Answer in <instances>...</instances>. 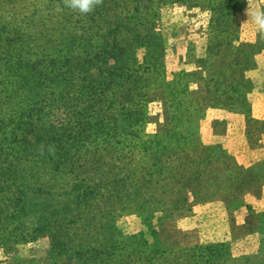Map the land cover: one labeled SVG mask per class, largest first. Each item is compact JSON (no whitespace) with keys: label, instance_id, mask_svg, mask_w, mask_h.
<instances>
[{"label":"trees","instance_id":"1","mask_svg":"<svg viewBox=\"0 0 264 264\" xmlns=\"http://www.w3.org/2000/svg\"><path fill=\"white\" fill-rule=\"evenodd\" d=\"M136 13L101 27L88 25L80 38L65 29L40 57L25 52L32 48L30 35L25 38L32 23L22 22L18 11L7 17L8 27L0 26V247L47 234L56 254L73 242L63 241L64 225L75 220L93 226L100 204L122 191L135 212L168 213L164 204L143 196L154 178L165 183L164 189L181 177L179 155L203 146L195 132L204 115L190 101L191 75L175 73L167 80L157 12L144 13L149 21L135 20ZM153 91H161L168 104L166 135L145 132ZM181 103L188 105L183 113ZM183 125L185 135L177 132ZM221 188L203 187L207 195ZM151 234V244L141 233L131 237L130 264H264V211L253 233L260 247L246 256L232 254L234 243L164 250L155 229ZM77 248V260L85 259L84 264L123 259L115 262L103 245Z\"/></svg>","mask_w":264,"mask_h":264},{"label":"rangeland","instance_id":"2","mask_svg":"<svg viewBox=\"0 0 264 264\" xmlns=\"http://www.w3.org/2000/svg\"><path fill=\"white\" fill-rule=\"evenodd\" d=\"M260 8H264V0H102L85 15L68 8L65 0H0V26L8 27L7 17L18 11L22 22L32 23L25 28L32 48L25 52L39 57L43 48L59 42L65 29L80 38L86 35L88 25L101 27V22L130 17L135 11V20L149 21L144 13L156 11L154 20L164 48L167 80L175 73L191 75L190 101L204 115L195 132L203 146L179 155L181 177L164 189L160 187L165 183L154 178L143 196L164 204L168 213L135 212L122 191L117 199L100 204L102 213L97 214L93 226L75 220L64 225L63 241H73L67 248L52 254L50 237L42 234L28 243L0 247V264H84L85 259L78 261L73 248L82 252V246L88 245L109 247L115 262L122 257L119 264H130L131 237L141 233L151 244L152 229L164 250L178 252L194 245L234 243L231 252L235 257L255 253L260 241L253 233L264 211V33L255 31L250 14ZM247 9L249 22L244 24ZM138 58H142L141 52ZM187 107L181 103V113ZM212 110L221 114L210 122ZM227 130L235 133L234 140L218 135ZM169 131L166 98L161 91L150 92L145 132L154 136ZM187 131L184 125L177 130L181 135ZM240 178L244 181H238ZM208 185L222 188L207 195L203 187ZM256 185L260 187L255 209L243 208L241 192ZM36 208L42 210L41 206ZM83 252L89 254L90 250ZM103 264L109 263L104 260Z\"/></svg>","mask_w":264,"mask_h":264},{"label":"clouds","instance_id":"3","mask_svg":"<svg viewBox=\"0 0 264 264\" xmlns=\"http://www.w3.org/2000/svg\"><path fill=\"white\" fill-rule=\"evenodd\" d=\"M102 3V0H65V4L68 8L78 11L81 14H89L95 10V8ZM248 19L243 22L247 24L249 22L248 9L246 11ZM251 24L257 33H264V8L254 10L250 14Z\"/></svg>","mask_w":264,"mask_h":264},{"label":"crops","instance_id":"4","mask_svg":"<svg viewBox=\"0 0 264 264\" xmlns=\"http://www.w3.org/2000/svg\"><path fill=\"white\" fill-rule=\"evenodd\" d=\"M220 114H221L220 111H218V110H212L211 111V117H210L211 119H210V122H213L216 118H218V116ZM234 134H230L229 131L227 130V132L221 133V134L219 133L218 135H222V136L226 137L228 141H232L235 138V137H233V136H235ZM214 135H217V134L214 133ZM256 190L257 189H255L252 192H243L242 193L241 198H242V200H243V202L245 204V206L243 208H245L247 206L248 207L252 206V208L255 209V205L257 204V199H258V196H257V193H256L257 191ZM239 212H240V210L235 211L234 214L237 215Z\"/></svg>","mask_w":264,"mask_h":264}]
</instances>
